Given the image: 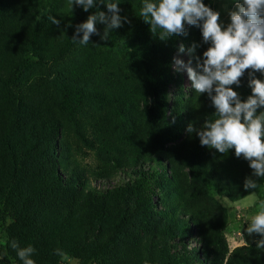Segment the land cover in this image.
<instances>
[{"label": "trees", "instance_id": "trees-1", "mask_svg": "<svg viewBox=\"0 0 264 264\" xmlns=\"http://www.w3.org/2000/svg\"><path fill=\"white\" fill-rule=\"evenodd\" d=\"M110 2L121 26L102 39L108 25L98 19L87 45L73 41L88 16H111ZM143 2L94 0L85 11L70 0H0V264H23L12 240L34 247L35 264L63 261L57 249L78 264H264L262 237L229 250L228 209L213 193L238 201L256 191L246 179L259 187L264 177L234 149L219 153L187 131L214 119L215 108L192 87L182 106V79L172 74L181 36L196 46L193 67L210 44L187 24L159 39L139 16ZM250 71L230 86L241 101L251 95ZM173 79L179 107L169 117ZM120 170L132 180L94 184ZM140 232L157 240L142 242Z\"/></svg>", "mask_w": 264, "mask_h": 264}, {"label": "clouds", "instance_id": "clouds-1", "mask_svg": "<svg viewBox=\"0 0 264 264\" xmlns=\"http://www.w3.org/2000/svg\"><path fill=\"white\" fill-rule=\"evenodd\" d=\"M85 11L94 6V0H70ZM111 12L106 17L103 12L88 16L87 20L76 26L73 41L87 45L90 37L96 34V21L107 22L108 27L102 39H107L109 30L121 26L120 9L116 3H107ZM235 11L230 12V23L221 26L220 14L206 6L202 0H144L139 16L150 25V31L164 40L173 35L185 33V24L200 27L203 42L210 46L203 52V60L196 58L193 67L191 59L187 64L175 59L177 70L185 69L196 94L207 93L215 108V118L206 119L201 128L188 126L189 133L196 131L200 144L214 148L219 153L234 149L237 157L243 156L249 161L253 176L264 177V111L257 114L258 108H264V80L257 79L253 72L264 74V0H236ZM52 23L59 26L60 21L50 17ZM79 39L77 35L81 34ZM195 45L187 51L191 55ZM180 52L185 48L181 44ZM246 70L251 95L241 101L231 85H239ZM214 93V94H213ZM256 179L248 178L245 189H257ZM257 197L252 195L248 206L256 204ZM248 222L246 232L259 234L262 239L256 242L257 248H264V200L259 202L255 214L245 218ZM242 237V233L240 232ZM23 264H35L32 259L34 247H20L16 240L10 242ZM242 246H247L243 239ZM56 254L67 259L63 250Z\"/></svg>", "mask_w": 264, "mask_h": 264}, {"label": "rangeland", "instance_id": "rangeland-1", "mask_svg": "<svg viewBox=\"0 0 264 264\" xmlns=\"http://www.w3.org/2000/svg\"><path fill=\"white\" fill-rule=\"evenodd\" d=\"M210 2L213 6V10L219 12L220 14L219 22L221 23L222 28L226 27L230 23V12L236 10V0H210ZM181 44L185 48L184 52L179 51V47ZM189 48L190 46L188 40L184 36H181L177 41L176 50L173 54L172 59V74L174 77L181 76L182 79V87L184 92V95L182 97V106H185L187 104V100L190 95L191 81L189 80L185 69L181 68L180 70H177L175 59H180L184 61L185 64H187L190 60V56L187 51ZM51 77L53 78L54 76ZM168 100L169 117H171L176 108L179 107V95L175 79L171 80L170 84L168 85ZM83 160L89 161L91 164H94L93 154L89 153L88 151H86ZM132 178L133 177L127 175L124 170H120L109 180L97 181L94 184H99L101 186H112L132 180ZM149 187L151 188L154 196L160 193L161 189L157 185L149 183ZM213 193L216 199L228 209V223L225 230V237L228 243L229 250H232L236 246L242 245L243 239L247 242V244H250L253 241L261 238L259 234L253 233L252 235H249L246 232L248 222L245 221V218L255 214V212L258 210L259 202L261 200H264V182L256 189V191L252 192L243 199L234 202L229 201L226 196H219L215 192ZM253 193L257 197L256 204L254 206H248V201L251 199ZM3 228V226H0V245L3 244L6 240V234ZM240 232L242 233V237L240 236ZM139 236H142V242H144L145 240H152V238H155V241L157 240L155 235H152L150 232H140ZM190 244H195V241L193 239H190ZM155 252L156 251L154 250L153 253ZM56 264H78V260L74 258H67Z\"/></svg>", "mask_w": 264, "mask_h": 264}]
</instances>
